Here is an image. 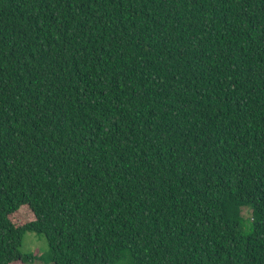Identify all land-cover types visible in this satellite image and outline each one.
I'll return each instance as SVG.
<instances>
[{
  "label": "trees",
  "instance_id": "obj_1",
  "mask_svg": "<svg viewBox=\"0 0 264 264\" xmlns=\"http://www.w3.org/2000/svg\"><path fill=\"white\" fill-rule=\"evenodd\" d=\"M27 232L53 264H264V0H0V264Z\"/></svg>",
  "mask_w": 264,
  "mask_h": 264
},
{
  "label": "rangeland",
  "instance_id": "obj_2",
  "mask_svg": "<svg viewBox=\"0 0 264 264\" xmlns=\"http://www.w3.org/2000/svg\"><path fill=\"white\" fill-rule=\"evenodd\" d=\"M247 211L243 210V215L247 216ZM32 219L29 211L22 210L18 214L20 223L27 222ZM19 251L24 255H34L30 264H53L47 257L49 247L43 235L27 232L23 235ZM20 264V263H18Z\"/></svg>",
  "mask_w": 264,
  "mask_h": 264
}]
</instances>
